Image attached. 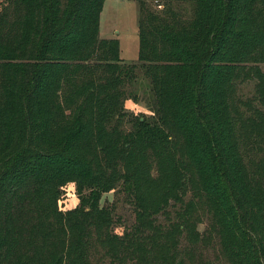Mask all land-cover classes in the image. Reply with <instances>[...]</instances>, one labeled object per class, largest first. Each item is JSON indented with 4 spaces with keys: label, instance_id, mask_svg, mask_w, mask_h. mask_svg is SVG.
Listing matches in <instances>:
<instances>
[{
    "label": "trees",
    "instance_id": "trees-1",
    "mask_svg": "<svg viewBox=\"0 0 264 264\" xmlns=\"http://www.w3.org/2000/svg\"><path fill=\"white\" fill-rule=\"evenodd\" d=\"M104 2L0 0V264H104L100 250L110 264H190V248L165 245L174 224L156 220L189 170L229 260L264 264V191L246 171L231 103L253 78L264 102V0H193L188 23L140 0L137 60L157 117L133 132L119 126L120 87L138 68L99 38ZM69 187L78 204L65 210ZM117 187L135 214L121 235L100 206Z\"/></svg>",
    "mask_w": 264,
    "mask_h": 264
},
{
    "label": "rangeland",
    "instance_id": "rangeland-1",
    "mask_svg": "<svg viewBox=\"0 0 264 264\" xmlns=\"http://www.w3.org/2000/svg\"><path fill=\"white\" fill-rule=\"evenodd\" d=\"M144 1L145 8L153 14H162L165 10L171 11L175 22L188 23L194 17L193 0ZM139 2L140 0H105L99 19V38L117 40L119 57L123 64L125 66L134 64L138 68L134 72V79L122 83L120 87L123 93L120 102L123 104L124 115L119 124L122 132H133L134 122L142 116L149 120L157 117L156 102L150 91L149 79L144 75L143 70L139 69L140 63L137 60L138 21L141 13ZM260 67L264 73V64ZM260 97L257 80L244 79L237 82L231 95V103L232 113L239 119L238 136L246 171L258 182V188L264 191V102ZM168 127L164 129L176 143V153L181 156L184 150L180 135L176 129ZM117 170L121 168L118 167ZM188 177L186 186L178 189L176 196L170 198L162 210L166 215H162L161 211L156 217L157 223L165 228L174 224V228L165 230L169 231L165 234L168 236V243L165 245L170 244L174 239L176 242L179 241L180 251L187 252L190 248L192 250L190 264H233L223 249L221 230L193 170H189ZM69 188L71 189L63 192L59 201L60 208L65 210L74 208L78 204L77 195L72 187ZM131 204L119 187L104 194L100 200V206L112 210L116 221L114 232L117 235H121L125 229L134 225L135 214ZM188 240L191 244L187 243ZM159 241L163 242L164 238ZM102 253L103 251L100 250L97 257L103 258L104 264H110L107 258L101 256Z\"/></svg>",
    "mask_w": 264,
    "mask_h": 264
}]
</instances>
